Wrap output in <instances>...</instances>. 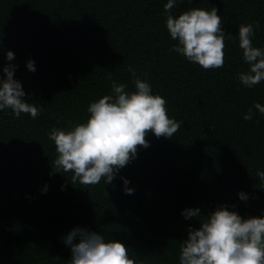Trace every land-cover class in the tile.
Returning <instances> with one entry per match:
<instances>
[{
  "label": "trees",
  "instance_id": "16d2710c",
  "mask_svg": "<svg viewBox=\"0 0 264 264\" xmlns=\"http://www.w3.org/2000/svg\"><path fill=\"white\" fill-rule=\"evenodd\" d=\"M166 3L0 0V69L16 65L24 99L42 108L35 119L0 111V264H68L63 238L76 227L122 242L137 264H178L187 229L200 227L183 210L207 216L228 205L243 218L264 216L257 176L264 171V115L253 108L252 120L243 118L254 103L264 105V81L247 88L238 79L249 69L239 26L259 22L253 46L264 49V0H177L174 17L216 7L225 35L232 34L224 66L212 70L171 50L178 41L166 28ZM129 66L181 127L170 139L149 133V147L139 148L111 184H72L73 173L54 172L49 133L85 122L88 105L111 94L113 80L135 90ZM122 178L133 194H125Z\"/></svg>",
  "mask_w": 264,
  "mask_h": 264
},
{
  "label": "clouds",
  "instance_id": "9594fccd",
  "mask_svg": "<svg viewBox=\"0 0 264 264\" xmlns=\"http://www.w3.org/2000/svg\"><path fill=\"white\" fill-rule=\"evenodd\" d=\"M176 4L177 0L164 4L167 31L172 40L178 41L171 50L204 70L223 67L225 40L232 34L225 35L218 9L191 8L174 17L171 10ZM254 29H259V22L241 24L238 31L243 60L249 65L238 79L247 88L264 81V49L253 46ZM14 58L15 54L7 51L6 59ZM16 67L9 63L0 69V111L11 109L14 118L24 113L35 119L42 108L24 99L22 84L14 79ZM26 67L36 71L31 59ZM129 71L135 90L128 91L127 85L113 80L111 94L88 105L85 122L51 129L49 139L57 153L54 172L73 173L72 184L78 181L94 186L102 179L111 184L119 170L136 158L139 148L149 147V133L157 139H170L180 129L181 122L168 116L167 101L153 94L150 83L138 78L134 68L129 66ZM253 108L264 115V105L254 103L245 120H252ZM257 176L264 181V171H257ZM122 179L125 194H133L134 189L127 187L129 181ZM238 196L243 201L248 199L243 192ZM182 215L185 219L198 218L200 227L187 229V239L180 243L178 264H264V216L243 218L228 205L217 206L207 216H201L199 208L185 209ZM63 243L71 250L68 264H137L122 242L106 240L100 233L80 227L73 228Z\"/></svg>",
  "mask_w": 264,
  "mask_h": 264
}]
</instances>
